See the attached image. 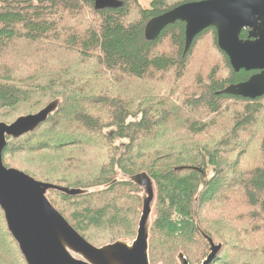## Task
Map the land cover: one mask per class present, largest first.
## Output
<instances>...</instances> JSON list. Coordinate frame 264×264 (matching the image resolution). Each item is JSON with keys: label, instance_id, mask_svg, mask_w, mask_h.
Wrapping results in <instances>:
<instances>
[{"label": "trees", "instance_id": "1", "mask_svg": "<svg viewBox=\"0 0 264 264\" xmlns=\"http://www.w3.org/2000/svg\"><path fill=\"white\" fill-rule=\"evenodd\" d=\"M114 1L97 9L95 0H0V123L60 99L35 131L7 139L3 165L42 183L99 188L47 195L94 247L135 238L142 190L125 178L145 172L155 187L150 264H178V253L200 264L209 245L197 227L222 245L212 264H264V95L218 94L254 72L232 70L214 28L185 55L183 23L145 40L150 19L202 0L147 9ZM156 74L181 82L175 101L156 91ZM0 264H26L1 209Z\"/></svg>", "mask_w": 264, "mask_h": 264}, {"label": "water", "instance_id": "2", "mask_svg": "<svg viewBox=\"0 0 264 264\" xmlns=\"http://www.w3.org/2000/svg\"><path fill=\"white\" fill-rule=\"evenodd\" d=\"M115 3L95 0L97 9ZM176 22L184 24V55L195 37L214 28L217 47L228 58L232 70L254 72L246 81L229 85L218 94L250 100L264 95V0H202L179 5L146 23L145 40L154 42L164 29ZM243 30L247 31L245 39L240 37ZM59 105L60 99H55L36 114L19 117L10 124L0 123V209L25 263L150 264L148 240L155 187L145 172L126 179L142 190L135 238L131 242L116 241L97 248L83 239L47 198L49 191L80 197L96 190L42 183L3 165L2 151L7 139L32 133L56 113ZM197 230L209 245L208 255L200 264H212L222 245L214 244L199 227ZM177 261L189 264L182 253H178Z\"/></svg>", "mask_w": 264, "mask_h": 264}, {"label": "rangeland", "instance_id": "3", "mask_svg": "<svg viewBox=\"0 0 264 264\" xmlns=\"http://www.w3.org/2000/svg\"><path fill=\"white\" fill-rule=\"evenodd\" d=\"M151 1L152 0H138V3H139V6L142 9H147L149 7ZM87 20H88V18H87ZM35 75L38 76V73H36ZM172 76L170 75V77H165V75H157V74L155 75V83H156V85L154 87H157L156 91L161 96L166 95V93L169 94L171 96V99H169V102L175 101L176 97L181 93V82H179V87H177L175 85L176 82L174 80H172ZM125 81H126V79H123V81L120 82V85H123V84L126 85ZM129 85H133L134 86L135 84H129ZM39 102H40V98H38V100H34L33 103H31L29 106H35ZM173 104H175V102ZM157 107L160 108V106L158 104H157ZM233 109H236V107H233ZM25 112H27V108L25 109ZM260 118L262 120V123H261L260 126L262 127V129H264V113H262ZM123 143H125V142H123ZM60 154H61V157L66 155L65 153H60ZM58 156L59 155H54V160L56 158H58ZM125 179H127V177ZM88 189L96 190L94 193H96V192H98V190H100L99 188H88ZM141 196H142V192H141ZM154 205H155V201H154V204H153V207H152V213H151V217H150V224H151V220L153 219ZM126 242H128V241H126ZM176 262L178 263L177 257H176Z\"/></svg>", "mask_w": 264, "mask_h": 264}]
</instances>
